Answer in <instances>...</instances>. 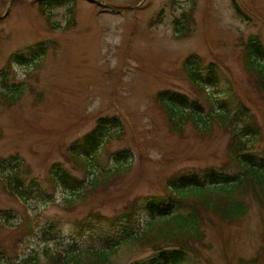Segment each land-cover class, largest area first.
Instances as JSON below:
<instances>
[{
    "label": "rangeland",
    "instance_id": "1",
    "mask_svg": "<svg viewBox=\"0 0 264 264\" xmlns=\"http://www.w3.org/2000/svg\"><path fill=\"white\" fill-rule=\"evenodd\" d=\"M98 1L101 4L78 0L42 14L38 0H0V162L18 157L24 162L19 173L25 176L26 187L34 181L37 184L31 198L20 200L0 180V210L13 216L10 226L2 221L0 228L4 264H22L33 248L39 252L33 264L47 261L42 252L47 241L39 236L22 237L23 224L39 235L54 225L59 234L48 242L52 251L56 252V245L69 249L71 236L76 237L77 248L96 249L102 244L101 237L113 236L117 230L102 225L76 234L74 222L96 213L113 218L139 204L137 224L141 229L152 228L156 219L145 209V202L168 195L169 177L228 166L230 131L216 123L206 133L192 124L172 131L156 100L159 92L172 90L205 103L207 97L198 94L183 70L193 54L201 58L203 70L214 63L220 71L221 88L231 86L254 112L263 129L256 149L264 147V96L248 77L243 58L249 37L259 36L264 43V0H237L250 21L235 13L232 0ZM183 12L193 13L185 38L179 37L173 25ZM39 44L45 52H39L32 62L9 61L19 53L30 57ZM3 76H8L10 87L24 84L21 97L13 101L4 96L8 90ZM8 94L17 92L12 89ZM212 96L219 98L217 93ZM106 115L122 119L123 137L107 142L94 168L86 173L67 160V149ZM124 148L134 155L129 169L109 187L94 188L83 202L67 209L71 193L62 183L52 181L53 165L60 164L73 178L89 183L102 169L115 166L111 154ZM246 202L248 214L237 221H221L207 214L210 221L203 226L204 239L192 244L187 264H264V206L252 194ZM159 210L156 216L166 212L163 207ZM153 251L123 246L110 261H147Z\"/></svg>",
    "mask_w": 264,
    "mask_h": 264
},
{
    "label": "trees",
    "instance_id": "2",
    "mask_svg": "<svg viewBox=\"0 0 264 264\" xmlns=\"http://www.w3.org/2000/svg\"><path fill=\"white\" fill-rule=\"evenodd\" d=\"M77 1L38 0L37 3L40 5L41 13L46 14L51 7L71 5ZM232 2L235 13L250 21L237 0ZM192 19V12H183L174 20L175 32L179 37L185 38L190 34ZM243 50L247 75L252 79L258 93L264 96V43L259 36H251L245 42ZM39 52H45L43 44H39L37 50H31L30 57L19 53L16 57L10 56L9 61L32 62L38 57ZM183 70L198 94L207 97L205 103L172 90L159 92L156 100L167 114L172 131H182L184 126L192 124L198 132L206 133L213 130L215 123L230 131L228 151L230 165L223 168L210 166L169 177L166 183L168 195L162 200L145 202V209H148L150 216L156 219L151 223L152 228L143 226L141 229L137 224L136 209H141L139 204L128 206L125 214L113 218L96 213L74 222L76 234L91 232L102 225L109 226L114 232L117 230V234L114 233L113 236L101 237L102 244L96 249L77 248V239L71 236L69 249L64 250L58 247L60 245H56V252L52 251L51 243L48 242L53 240L54 235L59 234L54 230V225L47 230L41 229L39 235L33 227L27 228L23 224L22 237L39 236L47 241L46 246L42 248L47 259L44 264H112L110 258L123 246L137 251L146 248L154 250L153 258L136 261L133 264H187L189 255L193 253L192 244L202 242L204 239L203 226L210 221L209 218L216 216L221 221L229 222L242 219L249 211L246 202L249 194L264 206V147L256 149V144L263 137V129L257 123L254 112L237 98L231 86L221 88L220 71L214 63L203 70L201 58L193 54L186 59ZM7 79L8 76H3V85L8 90L3 94L14 101L23 95L26 88L24 84H12L10 87ZM208 88H213V91L210 92ZM12 89L17 92L14 96L8 94ZM213 93H217L219 98L214 99ZM123 131L124 123L119 116L99 117L89 133L68 147L70 157L68 156L67 160L75 162L76 166L84 168L87 173L89 167L94 168V162L97 163L106 143L121 139ZM111 155L115 166L102 169L103 173L101 172L98 177L95 175V180L89 183L85 182V179L73 178L60 164L53 165L50 172L52 181L62 183L71 193L67 199L69 204L67 209H74V204L78 201L83 202L87 198V193H91L94 188L109 187L111 183H115L122 173L129 169L134 157L130 148L118 150ZM23 163L16 156L0 162V169L2 168L0 180L6 191L20 200L31 198L35 193L34 187H37L35 181L26 187L25 176L19 173ZM7 168L10 170L9 175L4 174ZM173 205L175 208H172ZM161 207L166 209V212L156 216ZM207 214H210L209 220ZM12 217L10 212L0 210V228L2 221L7 224ZM0 255L5 256L3 251ZM38 259L39 252L33 248L22 264H33ZM253 263L256 264L254 261ZM0 264L4 262L0 260Z\"/></svg>",
    "mask_w": 264,
    "mask_h": 264
},
{
    "label": "water",
    "instance_id": "3",
    "mask_svg": "<svg viewBox=\"0 0 264 264\" xmlns=\"http://www.w3.org/2000/svg\"><path fill=\"white\" fill-rule=\"evenodd\" d=\"M98 4H101V2H97Z\"/></svg>",
    "mask_w": 264,
    "mask_h": 264
}]
</instances>
